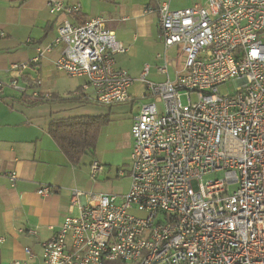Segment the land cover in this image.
I'll return each instance as SVG.
<instances>
[{
  "label": "built area",
  "instance_id": "2783aa9c",
  "mask_svg": "<svg viewBox=\"0 0 264 264\" xmlns=\"http://www.w3.org/2000/svg\"><path fill=\"white\" fill-rule=\"evenodd\" d=\"M46 4L53 14L79 10L61 0ZM147 12L156 13L163 44L158 73L168 76L166 53L180 49L172 79L149 80L148 65L137 77L118 67L114 56L127 47L103 18L91 17L83 24L64 18L47 44L11 63L10 79L0 80V94L5 87L22 94L31 88V99H49L40 64L61 46L54 69L84 78L72 97L84 93L105 106L143 99L130 127L128 190L74 192V203L77 197L85 203L42 243L41 264H264V0L182 8L164 0ZM27 70L32 74L20 84ZM229 80L234 92L220 94L217 87ZM102 169L92 160L91 178ZM1 175L16 179L14 171L0 168ZM50 192L48 185L38 189Z\"/></svg>",
  "mask_w": 264,
  "mask_h": 264
},
{
  "label": "crops",
  "instance_id": "0c3cea01",
  "mask_svg": "<svg viewBox=\"0 0 264 264\" xmlns=\"http://www.w3.org/2000/svg\"><path fill=\"white\" fill-rule=\"evenodd\" d=\"M61 1L64 4H78L79 10L67 15L53 14L47 7V0H0L1 81L10 79L11 63L30 59L35 54L37 44H47L56 35V28L64 18L75 24H82L91 17L103 18L106 29L112 31L116 39L127 47L125 53L149 50L155 45L152 43L154 34L163 46L157 15L147 12V8L156 9L158 3L164 0ZM204 1L170 0V6L182 8ZM60 51L61 46L55 48L40 64L43 78L41 88L50 91L52 98L31 99L28 96L31 88L22 94L5 87L0 94V168L16 174L14 182L7 176H0V264H11L16 260L21 264H41L42 243L60 226L65 215H75L78 206L85 203L83 197H77L74 203V192L110 194L111 185L107 180L109 170L105 168L113 159L106 157L108 152L120 151V158L114 162L128 164V175L132 149L130 127L143 99L135 96L133 102L105 106L84 93L72 97V91L80 88L84 78L68 77L54 69V61ZM120 55L114 56L118 67H121L118 62ZM144 66L135 75L127 72L137 77ZM148 67L146 77L151 81L162 82L174 76V72L168 71L166 76L154 68V75L163 77L158 81L149 77ZM31 74L27 70L18 82L23 84L28 81ZM53 74L79 82L70 89L58 90L54 84L48 85ZM96 116H108V122L100 128L94 150L85 154L90 155L88 163L81 165L83 157L74 166L51 137L50 122ZM94 159L103 169L95 178H91L89 169ZM43 185L50 186L51 192L39 194L38 189ZM128 187L127 184L119 195L125 193ZM25 249H29L30 254H26Z\"/></svg>",
  "mask_w": 264,
  "mask_h": 264
},
{
  "label": "rangeland",
  "instance_id": "374dc122",
  "mask_svg": "<svg viewBox=\"0 0 264 264\" xmlns=\"http://www.w3.org/2000/svg\"><path fill=\"white\" fill-rule=\"evenodd\" d=\"M154 36L155 37L153 38L152 43L155 45H152L151 48H149V50H145V51L136 50L135 54L123 53L118 57V62L119 65L125 68L126 70H128L131 75H135L136 73H138V71H140L142 66L148 64L150 66L149 77H154V79L161 81L163 80V77L154 75V68L157 69V66H159L161 63L158 62L155 57L157 54L163 51V46H161V43L155 34ZM166 58L168 61V71L170 73L174 72L176 69L180 67V49L177 46H173L170 49H168L166 53ZM78 82L79 81L77 79H71L59 74H53L48 85L52 83L54 84V86L58 87V90H67L74 87V85L77 84ZM217 89L220 94H226V93L232 94L235 90V85L232 80H229L226 83L220 84L217 87ZM190 99L191 101H195V94L192 93L190 95ZM153 100L155 101L159 111L164 109V103L162 101L156 98H154ZM181 101L183 103H186L187 99L184 95L181 97ZM108 148L110 147L108 146ZM120 156H121L120 151L108 152V154H106V157H110L111 159H113V161L110 162V165H107L105 168L106 170L107 169L109 170V174H108L109 178L107 180L111 185V187L109 188L110 194L119 195L121 193L119 191L124 190L126 188V185L127 184L129 185L130 183L129 176L126 174V169L128 168L127 167L128 164L121 163V161L118 163L114 162L115 160H118ZM83 157L84 159L81 161V165L87 164L88 161L90 160V155H84ZM113 157H116V159ZM120 169L125 171L124 175L118 174V171ZM217 176L221 177L222 172L209 174L205 176L203 180L216 178Z\"/></svg>",
  "mask_w": 264,
  "mask_h": 264
},
{
  "label": "trees",
  "instance_id": "16d2710c",
  "mask_svg": "<svg viewBox=\"0 0 264 264\" xmlns=\"http://www.w3.org/2000/svg\"><path fill=\"white\" fill-rule=\"evenodd\" d=\"M107 122L108 116L53 120L49 133L68 161L75 166L87 152L94 150L100 128Z\"/></svg>",
  "mask_w": 264,
  "mask_h": 264
}]
</instances>
